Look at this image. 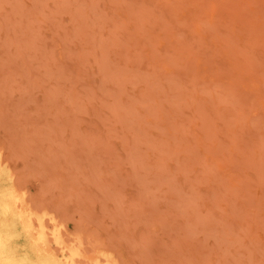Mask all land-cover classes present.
<instances>
[{"label":"rangeland","instance_id":"obj_1","mask_svg":"<svg viewBox=\"0 0 264 264\" xmlns=\"http://www.w3.org/2000/svg\"><path fill=\"white\" fill-rule=\"evenodd\" d=\"M0 149L119 264H264V0H0Z\"/></svg>","mask_w":264,"mask_h":264},{"label":"clouds","instance_id":"obj_2","mask_svg":"<svg viewBox=\"0 0 264 264\" xmlns=\"http://www.w3.org/2000/svg\"><path fill=\"white\" fill-rule=\"evenodd\" d=\"M0 149V264H119L114 253L91 247L82 236L66 238V226L48 209L38 210Z\"/></svg>","mask_w":264,"mask_h":264}]
</instances>
